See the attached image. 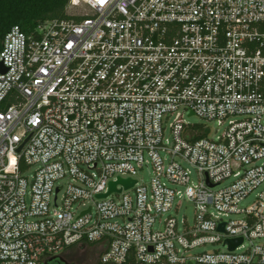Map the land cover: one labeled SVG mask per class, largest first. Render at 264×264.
Returning <instances> with one entry per match:
<instances>
[{
	"label": "built area",
	"instance_id": "obj_1",
	"mask_svg": "<svg viewBox=\"0 0 264 264\" xmlns=\"http://www.w3.org/2000/svg\"><path fill=\"white\" fill-rule=\"evenodd\" d=\"M119 179L134 184L97 199ZM183 198L192 226L170 215ZM88 248L100 264H264V0H67L6 34L0 264Z\"/></svg>",
	"mask_w": 264,
	"mask_h": 264
},
{
	"label": "trees",
	"instance_id": "obj_2",
	"mask_svg": "<svg viewBox=\"0 0 264 264\" xmlns=\"http://www.w3.org/2000/svg\"><path fill=\"white\" fill-rule=\"evenodd\" d=\"M66 5L67 0H0V48L13 27L30 33L45 21L65 18Z\"/></svg>",
	"mask_w": 264,
	"mask_h": 264
},
{
	"label": "rangeland",
	"instance_id": "obj_3",
	"mask_svg": "<svg viewBox=\"0 0 264 264\" xmlns=\"http://www.w3.org/2000/svg\"><path fill=\"white\" fill-rule=\"evenodd\" d=\"M187 122L191 125H207L210 129L209 138H214L216 135V125L214 123H206L196 116H190L186 118ZM138 178L142 179L144 182L149 180V172L147 170H142L138 174ZM112 199L117 200L118 195H112ZM251 202V199L246 200L243 205H247ZM194 204L183 198L181 200L175 201V211H171L170 215L175 217L178 222L185 221L189 226L194 223ZM214 250L223 251L224 249L220 245H205L196 250L197 254L200 253H211ZM65 260L69 264H96L97 256L91 248L88 249H75L71 251L68 255L64 256Z\"/></svg>",
	"mask_w": 264,
	"mask_h": 264
},
{
	"label": "water",
	"instance_id": "obj_4",
	"mask_svg": "<svg viewBox=\"0 0 264 264\" xmlns=\"http://www.w3.org/2000/svg\"><path fill=\"white\" fill-rule=\"evenodd\" d=\"M190 116H192V114H190ZM134 184V181H130V180H122V179H119L117 182H112L109 184V191L107 194H104V195H98L97 196V199H104L106 198L107 196H109L111 193H120L121 190H116V187L117 185H121L125 190L131 188ZM218 230L220 232L223 231V224H221L219 227H218ZM241 243V240L238 239V240H229V241H226V244L229 245V248L230 250H233L238 244ZM62 256L60 257H57V258H51L49 259L46 264H50V262L53 260V259H59L62 261Z\"/></svg>",
	"mask_w": 264,
	"mask_h": 264
},
{
	"label": "flooded vegetation",
	"instance_id": "obj_5",
	"mask_svg": "<svg viewBox=\"0 0 264 264\" xmlns=\"http://www.w3.org/2000/svg\"><path fill=\"white\" fill-rule=\"evenodd\" d=\"M54 260H55V263H56V264H69V263L65 260L64 257L62 258V261L59 260V259H53L52 261H54ZM96 264H100L98 260H97Z\"/></svg>",
	"mask_w": 264,
	"mask_h": 264
},
{
	"label": "snow or ice",
	"instance_id": "obj_6",
	"mask_svg": "<svg viewBox=\"0 0 264 264\" xmlns=\"http://www.w3.org/2000/svg\"><path fill=\"white\" fill-rule=\"evenodd\" d=\"M101 2H103V0H101Z\"/></svg>",
	"mask_w": 264,
	"mask_h": 264
}]
</instances>
